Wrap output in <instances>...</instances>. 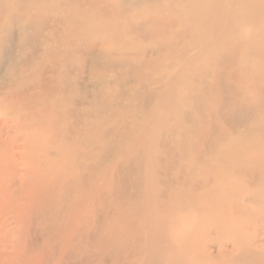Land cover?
<instances>
[{"label": "bare ground", "instance_id": "1", "mask_svg": "<svg viewBox=\"0 0 264 264\" xmlns=\"http://www.w3.org/2000/svg\"><path fill=\"white\" fill-rule=\"evenodd\" d=\"M11 1L30 17L22 27L26 40H33L26 35L31 27L37 28V34L47 27L53 12L72 3L82 5L74 15L70 48L48 53L76 74L79 94L64 114L56 115V121H67L65 130H51L49 125L51 132L43 137L46 144L61 140L66 147L74 141L72 154L61 160L63 165L54 166V172L42 165L54 164L59 150L49 148L37 160L27 162L23 140L27 130L2 116L0 191L13 199L20 197L22 208L34 218L55 220L88 201L92 205L88 212L96 216L93 226L71 230L68 238L74 239L76 248L82 245L93 250L114 242L122 252L121 264H128L125 258H144L145 254L148 264H163L164 258L153 249L164 244L183 251L182 264H217L218 253L227 257L225 247L215 255L210 251L200 254L197 246L213 230L219 214L232 222L228 206L202 202L197 185L192 206L196 210L190 215L191 210L165 215L168 207L158 200L168 198L173 186H185L186 163L178 160L190 157L194 166L206 163L226 144L241 140L242 132L237 130L264 129V0ZM132 12L146 18L124 26L122 18ZM109 16L116 22L113 38L126 43L134 36L153 47L117 49L110 35L88 40L91 22ZM53 18L55 23L65 22L61 15ZM181 20V30H175ZM72 57L78 60L75 66ZM5 62L0 59V67ZM21 95L16 92L12 98L19 100ZM28 106L23 120L44 114ZM84 106L96 109L94 117L103 126L107 121L116 124L94 129L89 124L81 131L83 120L90 115L83 113ZM176 118L179 125H170ZM99 141L105 145H95ZM176 163L182 169L178 180L169 177ZM223 193H212L211 198ZM8 218L0 222L4 234L9 229ZM155 218L159 228L153 227ZM249 244L262 246L264 240L252 238Z\"/></svg>", "mask_w": 264, "mask_h": 264}, {"label": "rangeland", "instance_id": "2", "mask_svg": "<svg viewBox=\"0 0 264 264\" xmlns=\"http://www.w3.org/2000/svg\"><path fill=\"white\" fill-rule=\"evenodd\" d=\"M82 8L81 4L72 3L62 8L60 12H53L47 27L39 34L36 27H31L26 35L33 37V40H26L25 35L22 36V27L30 20V17L27 19V11L16 8L11 0H0V59L6 61L0 67V119L2 116L8 117L10 122L23 124L27 130L26 139L23 138L27 145V162L37 160L46 154L49 148L58 149L60 156L55 163L52 161L42 165L50 166V171L53 172L56 170L54 166L63 165L61 160H66L72 154L74 141L69 144L71 147H66L61 140L46 144L43 137L50 134L49 125L52 126L51 130H65L67 121H56V115L64 114L69 109L71 99L79 94V88L76 74L66 70L69 66L59 62L60 58L49 57L48 53L56 49L65 50L62 47L70 48L69 38L74 28V15ZM15 15L18 16V20L13 19ZM59 15L65 17L64 23H55L53 17ZM140 17L146 18V15L136 16V12H132L121 21L124 26H128L130 22H135ZM108 18L102 22L99 19L91 22L93 27L89 29L92 36L88 40L110 35L112 44L116 45L117 47H114L117 49L123 46L139 50L153 47L149 41H137L134 36L127 38L126 43L116 40L115 36L113 38L116 22L112 16ZM183 20L175 26V30H181ZM251 33L253 36V31ZM8 49H11V54L7 53ZM10 56L11 60L7 59ZM70 61L74 66L78 64L76 57H72ZM11 62L12 65L17 63L18 68L8 67ZM16 92L22 93L19 100L12 98ZM86 102H89L88 98ZM29 104L42 109L44 114L23 120L22 116L28 114ZM82 110L83 113L90 115L87 120H83L81 131H85L89 124L92 125V129L103 126L99 119L96 120L94 117L97 113L95 108L84 106ZM120 116L125 118V114ZM179 123V119L176 118L170 125ZM113 124V121H107L106 126ZM43 129L46 132L42 134ZM246 129L237 130L242 132L241 140L226 144L219 155L214 154L206 163L194 166L190 157L178 160L177 163L180 161L186 163L184 165L186 184L183 188L173 186L168 189V198L158 200L164 207L166 205L168 207L165 215L171 216L176 211L187 213L191 210L188 213L190 215L196 210L192 206L193 200L197 198L196 193H193L194 186L197 185L200 188L202 202L208 204L214 202L213 206L226 205L231 209L233 216H228L232 218V222L228 223L226 218L219 214L217 221L211 226L213 230L204 234L202 245L197 246L200 254H207L210 251L216 255L218 249L222 250L224 247L229 250L227 257L217 254V264H264V245L249 244L252 238L257 241L264 240V129L254 131ZM98 144L105 145L100 141L95 143ZM153 144L155 145L154 141ZM177 163L169 172V177L175 180H178L182 170ZM146 170L152 171L149 167ZM221 191H224L221 197L211 198L212 193ZM2 192L0 191V222L2 218L4 222L8 215L9 229L7 228V234H4L0 228V264H121L124 260L121 249L116 248L114 242L93 250L82 245L76 248L74 239L68 238V232L71 230L76 232L81 226L84 228L93 226L96 216L94 212H88L92 208L88 201L79 209L70 208L64 217L52 220L49 217H30V212L22 208L24 205L21 204L20 197L13 199L9 193ZM36 209L37 207L34 208ZM155 220L156 218L153 220V227L159 228ZM245 226H248L247 229ZM145 234L148 236L149 228ZM153 252L164 258L163 264H182L180 256L183 258L184 254L179 247L175 250L174 246L164 244L155 246ZM125 259L128 264H142L144 261L148 264L146 254L144 258Z\"/></svg>", "mask_w": 264, "mask_h": 264}]
</instances>
